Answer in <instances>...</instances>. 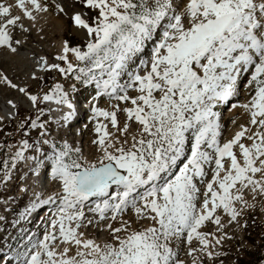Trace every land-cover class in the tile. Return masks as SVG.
Listing matches in <instances>:
<instances>
[{
  "label": "snow or ice",
  "instance_id": "snow-or-ice-1",
  "mask_svg": "<svg viewBox=\"0 0 264 264\" xmlns=\"http://www.w3.org/2000/svg\"><path fill=\"white\" fill-rule=\"evenodd\" d=\"M77 5L84 10L69 14ZM48 14L70 20L81 43L64 39L54 63L33 54L31 79L54 71L116 103L90 108L96 155L88 159L61 134L78 119L77 84L32 94L0 68V85L39 113L27 121L37 138L0 159L2 179L24 162L37 179L50 168L59 185L26 209L56 205L16 264H186L182 245L192 264H215L235 239L228 229L246 228L242 218L264 204V0H0V52L19 56ZM242 81L248 99L232 107L247 123L224 140L215 109ZM42 103L62 112L59 131L41 121ZM89 227L109 239L89 238Z\"/></svg>",
  "mask_w": 264,
  "mask_h": 264
},
{
  "label": "rangeland",
  "instance_id": "rangeland-1",
  "mask_svg": "<svg viewBox=\"0 0 264 264\" xmlns=\"http://www.w3.org/2000/svg\"><path fill=\"white\" fill-rule=\"evenodd\" d=\"M75 9L84 10L81 9L79 5H77ZM89 15H92V13H89ZM71 27V21L66 18L61 31L54 32L52 29H50L48 35H46L45 38L39 40L31 35L29 36V40L33 45L38 43V41L45 42L44 46H48L47 50L45 48L42 49L41 47V52H46V56L50 60V63H54L57 62L55 61L54 57L60 49L62 40L71 39L74 44L81 43V40H79L77 36L73 35ZM150 48L151 45L149 44L148 49ZM147 55L148 52L146 50L144 58H146ZM138 62L139 61L137 60L136 63ZM4 71L10 78L24 84L28 91L32 94H42V91H49L55 83H61L67 89L71 86V84L76 82L74 80L66 81L63 76H60L58 73L53 71L41 74L40 76L43 77L42 80H33L31 83H26L23 81L21 74H16L15 68L4 67ZM13 76H15V78H13ZM74 96H76V92L71 94V98ZM247 99L248 93L245 87H243L242 81L241 85L239 86L238 94L235 97H232L228 103L219 104L216 107L215 111L219 113V120L222 126L224 140L231 139L234 133L239 130V126L241 124H246L248 119L244 110L240 107H237V110L233 115H228V110L231 108V103L239 105L245 103ZM113 103L116 102L107 98L106 101H103L101 104H99V107L110 110V105ZM45 105H48V107ZM51 105L52 104L44 103L40 105V107L45 109V114L41 116L40 119L41 121H47L50 125V128L59 131L56 117L54 116V111H48ZM17 109V117L12 116L9 121L0 123V145L3 146L0 148V159L10 157L17 150H19L22 146V140L28 139L31 143L38 136L37 131L35 129L29 128L27 123V121L30 119H36L37 115H39L36 109L32 107V109L28 110L22 106L17 107ZM123 119V114H120V120L123 121ZM92 128V122L86 125L84 132L85 136H83L82 145L84 148L86 147L90 159H93L96 155L95 147L91 144V140L94 138ZM25 132H27L28 135H25ZM61 134L65 136L69 143H74L76 146L77 140L75 141V139H71V135H73L71 130L69 134H67V130H64ZM26 155H31V152H26ZM84 156L86 157V155ZM27 166L28 165H26L24 162H19L18 168L12 170L11 179L7 181L2 179L4 173L3 171H0V254L2 252H6L9 247L12 248V251H14L16 250V246L18 247V253H21L26 248H30L33 243H38L39 240L43 238V235L48 227L49 220L56 211L55 204L40 205L36 207L32 211V215H30V217L33 216L35 211H40L43 209L44 206H49V208H51L50 211H52L49 215L50 217L46 219L45 224L38 225V229L36 231L37 234L32 235L34 237H32V240L28 244L21 245V243L17 244V242L15 245L14 243H10L11 233L17 232L16 235L24 236L25 232H22V230L25 231V225L18 229L19 231H16L17 223H15V221L18 220L9 218V213L14 211L16 208H18L20 211V209H23L24 207H31V205L37 199V194L39 195V193H42L41 188L44 182L47 184L46 180H43L41 182L42 184H40L38 182L40 179H37L33 168ZM39 171L41 173L44 171L43 166H41ZM50 182V191L46 193V196H42L45 192L41 196L39 195L41 198H47L48 195L56 193L59 190V185L56 182L52 180ZM245 221L247 223V227L244 229L237 228L235 225L228 229L229 234L234 235L235 239L228 240L223 243L219 250L224 254L216 259L215 264H264V204H261L259 201H257L255 208L249 210V214L245 215L241 222L244 223ZM209 230L214 229L209 228ZM20 232L22 233L20 234ZM86 234L89 238L97 240V242H103L109 239L108 233L106 231H100L93 227H89L86 230ZM185 251L186 249L182 245L180 248V258L185 260L186 264H192V257L185 255ZM205 264H210V262L205 259Z\"/></svg>",
  "mask_w": 264,
  "mask_h": 264
},
{
  "label": "bare ground",
  "instance_id": "bare-ground-1",
  "mask_svg": "<svg viewBox=\"0 0 264 264\" xmlns=\"http://www.w3.org/2000/svg\"><path fill=\"white\" fill-rule=\"evenodd\" d=\"M68 2L70 3V1L68 0ZM67 6V5H66ZM77 10V9H72L71 7H68V12L69 14L72 13V11ZM66 20V17H61V18H57L56 15L54 14H48L45 15L43 17H41L40 19H38L37 23H36V28H34L31 32L30 35L27 36L26 38V42L23 46V51L21 52V54L19 56H13L10 53H5V52H0V68H2L4 70V67H11V68H15V72L16 74H21L23 81L26 83H31L33 81V79H31V73L33 71H35L34 65H33V54H35V58H38L39 56H45L47 59L48 57L46 56V52H41V47L42 49H46L47 50V45L44 46L43 41H38V43H36L35 45H33L30 40H29V36L33 35L35 38L41 40L43 38L46 37V35H48L50 29H52L54 32H59L61 31L63 24ZM42 28L43 31H37V29ZM71 31L73 33V29L71 27ZM78 37L79 40H81V37L79 35H75ZM63 41V40H62ZM61 47V44H60ZM60 51V49L58 50V52ZM49 60V59H48ZM50 62V60H49ZM38 76H40L41 74H43V72H37L36 73ZM13 78H15V76H13ZM12 79V78H11ZM14 83L25 87L24 84L17 82L16 80L12 79ZM9 100H12L17 107L22 106L25 109H32V106L30 105V103L28 102L27 98L21 94L18 93L16 90L14 89H10L6 86L0 85V123L5 122V121H9L12 116L17 117L18 113V109L11 107V105L8 103ZM231 103V108L228 110V115H233L236 110V108L232 107ZM80 107V105H79ZM51 108L54 111V116L60 120H62V112L61 111H57L56 110V106L55 104L51 105ZM74 123L72 122V129H71V133L73 135H71V139H76L78 141H76V147L82 149L83 155H86V158L90 159V157L88 156L89 153L86 149V147L84 148L83 145V135H82V131L83 130H79L76 129L77 127H73ZM74 129V130H73ZM70 132V130H68ZM67 131V134H69V132ZM81 131V132H80ZM29 167V166H27ZM27 169V168H26ZM51 171V170H50ZM49 171V174H50ZM47 181L44 182L43 186H42V192L44 193L42 196H46L47 192L50 191V187H51V180H50V175H48V178L45 179H40V181H38L40 184H42V181ZM45 187V190H44ZM44 190V191H43ZM51 195V194H50ZM48 208H45L43 211H46ZM52 211V210H51ZM51 211H49L47 213V216L51 213ZM30 217V215H32V212L29 214L27 213ZM50 217V216H48ZM47 217V218H48Z\"/></svg>",
  "mask_w": 264,
  "mask_h": 264
}]
</instances>
